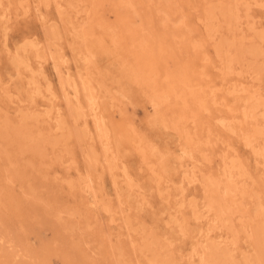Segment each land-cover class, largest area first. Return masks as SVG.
Masks as SVG:
<instances>
[{"label":"rangeland","instance_id":"374dc122","mask_svg":"<svg viewBox=\"0 0 264 264\" xmlns=\"http://www.w3.org/2000/svg\"><path fill=\"white\" fill-rule=\"evenodd\" d=\"M263 239L264 0H0V264Z\"/></svg>","mask_w":264,"mask_h":264},{"label":"bare ground","instance_id":"6f19581e","mask_svg":"<svg viewBox=\"0 0 264 264\" xmlns=\"http://www.w3.org/2000/svg\"><path fill=\"white\" fill-rule=\"evenodd\" d=\"M70 89V87H69ZM74 91V95H77V91L76 89L73 90ZM37 93V92H36ZM33 96V95H32ZM73 97V96H72ZM66 98V97H65ZM77 98V96H76ZM75 98V99H76ZM75 101V100H74ZM77 101V100H76ZM75 101V102H76ZM87 103L89 106V113L88 115L92 118L93 122L95 123V125L97 127H99V117L97 115L96 112V107H95V100L94 98L89 95L87 96ZM77 106V105H76ZM80 107V106H79ZM253 111V110H252ZM76 117H82L85 116L84 113H82V110H80V108L76 109ZM246 118V117H245ZM245 120V119H244ZM94 125V126H95ZM106 140V139H105ZM104 142V141H103ZM105 149V148H104ZM224 171V170H223ZM230 175V174H228ZM230 179V178H229ZM194 209V208H193ZM195 215V214H194ZM198 215V214H197ZM222 215V213H221ZM231 224V223H230ZM181 226V225H180ZM179 226V227H180ZM213 228V227H212ZM211 228V229H212ZM210 229V228H209ZM207 230V229H206ZM214 230V228H213ZM208 231V230H207ZM206 232V231H205ZM263 232V231H262ZM209 233V232H208ZM207 233V234H208ZM205 237V236H204ZM208 237V236H207ZM205 237V238H207ZM223 238V237H222ZM208 239V238H207ZM264 240V239H263ZM235 241V240H234ZM224 242V241H221ZM205 243H209V240H207ZM264 243V241H263ZM204 244V243H203ZM220 244V243H219ZM226 246H224L222 249H220L218 244H214V245H209L208 247L204 248V250L200 253V255H198L201 264H229L232 261L230 260V254L227 253L226 251H224ZM231 261V262H230ZM234 263V262H233Z\"/></svg>","mask_w":264,"mask_h":264}]
</instances>
